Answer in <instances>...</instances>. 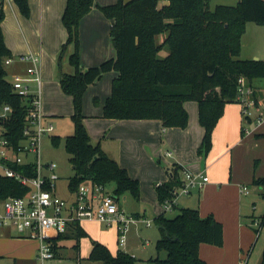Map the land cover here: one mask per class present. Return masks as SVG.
<instances>
[{
	"label": "trees",
	"instance_id": "obj_1",
	"mask_svg": "<svg viewBox=\"0 0 264 264\" xmlns=\"http://www.w3.org/2000/svg\"><path fill=\"white\" fill-rule=\"evenodd\" d=\"M14 1L24 15H30L29 0ZM94 7L112 20L111 36L116 53L99 65L85 69L81 65L79 28L82 18ZM5 17L2 7L0 106L7 103L13 108L3 123L6 137L17 147L23 138L27 102L14 92L7 79L9 72L5 65L13 54L5 40ZM249 21L264 24V0H239L236 5L218 4L214 9L210 8V0H166L162 6L160 0H117L106 5L96 0H67L63 23L68 36L59 54L58 78L64 92L72 95L75 102L74 132L66 141V150L71 154L76 171L70 178L69 189L76 191L81 183L89 180L105 185L114 182V193L119 198L130 192L140 199L139 180L110 157L100 143H92L84 120L82 104L88 86L110 71L119 74L112 80L104 117L159 119L165 127L185 128L189 122L185 103L194 100L205 130L198 152L208 155L226 104L238 102V78L244 75L253 84L257 79H264L263 59L239 58ZM160 36H163L161 40ZM71 45H74L72 52ZM163 50L168 53L160 57ZM66 61L74 67V73L64 71ZM59 139L58 135L52 137L54 143ZM25 168L16 166L21 171ZM183 169L182 165L175 164L169 169V182L157 186L160 202L172 197L174 190L182 186ZM28 174L35 175V171L30 170ZM253 183L264 189V177L254 178ZM29 190L15 178L0 176V199L25 195ZM262 195L264 197V192ZM259 217L258 232L264 226V214ZM154 221L160 230L156 244L158 255L150 259L154 264H210L201 256V245L224 244L223 223L213 214L202 216L199 207H182L175 217L163 211ZM74 231V234H59L54 239L56 257L61 256L64 247L60 241L72 236L77 238L75 247L80 252L79 240L87 231L79 223ZM162 251L166 252L165 258L160 257ZM89 258L103 264H135L137 260L123 250L113 253L100 241L93 242ZM260 264H264V250Z\"/></svg>",
	"mask_w": 264,
	"mask_h": 264
},
{
	"label": "rangeland",
	"instance_id": "obj_2",
	"mask_svg": "<svg viewBox=\"0 0 264 264\" xmlns=\"http://www.w3.org/2000/svg\"><path fill=\"white\" fill-rule=\"evenodd\" d=\"M106 3H113L117 0H102ZM239 0H210V8L214 9L218 4H230L235 5ZM166 2V0H160V6ZM15 4V3H13ZM30 5V0H29ZM37 5L33 7L35 8V15H33L31 19V33L35 39L38 41L42 40V43L45 46L49 45V41L53 39L54 34L59 35V26L52 27L51 32H45L41 34V27L43 26L41 23V19L39 17V12L36 9ZM31 9V5H30ZM5 12V21L4 23L12 29L18 28L17 18L9 7L4 9ZM49 12H47L48 16ZM45 17L44 22V30L49 29V22ZM28 17V16H27ZM21 22V20H20ZM249 30L246 31L245 42L249 44V47L257 51L261 58H264V24H260L257 22L249 21L248 22ZM24 31L26 32V27L23 26ZM62 29L64 32L67 31L62 24ZM247 30V28H246ZM245 32V33H246ZM50 34L52 36H50ZM111 35V29L110 34ZM91 30L89 28H83L80 25L79 28V38H80V54L81 49L83 47L89 48L88 44L91 43ZM112 37V36H111ZM163 36H160L159 40H161ZM83 46V47H82ZM73 48L72 45L70 49ZM61 49L53 58V70L52 73L49 71L48 73L44 72V89L42 94V102L44 110L46 113L50 115L53 123L56 126V129L52 133H47L43 140L42 147V161L43 162H54L56 164V173L60 176V179L57 181L58 185V194L65 198H72L73 195L69 191V181L71 177L75 176V168H73V164L71 163V154L66 150V141L68 136L72 135L74 132V122L72 120V115L75 112V102L72 95H69L64 92L57 78V68L59 61V54ZM241 50L242 56L245 53ZM168 51L163 50L160 53V57H165ZM14 56V55H13ZM88 60V59H87ZM85 61L81 58V65L83 66ZM86 65V64H85ZM97 65V64H96ZM44 66V65H43ZM6 69L9 74L7 79L9 81L12 80V69L14 67L13 64H6ZM88 66L85 67L87 69ZM44 68V67H43ZM64 71H74L73 66L67 61L64 62ZM45 71V70H44ZM51 73V74H50ZM116 71L106 72L101 79H99L94 84L88 86L84 96H83V104L82 111L83 114L94 116L97 113L104 112V105L107 100V97L111 94L112 90V79L115 78ZM186 109L189 113V122L185 128L174 126L169 127L172 129V132H175L178 137L179 146L173 147L169 145V143L164 145V151L160 156H155L153 159L148 157L146 154L144 158L138 157L136 160L130 161V157H127V154L122 153V160L125 164L130 165L131 171L134 173L135 177L139 179V187H140V199H136L130 192L125 193L120 196V206L128 213H138L140 214L141 219H150L153 223L151 226H147L142 221L139 223H132L129 231H128V239L125 246H121L119 242V230L117 223L107 224L106 222L101 221H84L82 226L86 229L87 235L82 237L79 240V246L81 248L80 252L75 247L77 243V238L72 236L70 238H66L60 241L61 245L64 247L61 249V256H58L53 263L54 264H103L100 260L90 259V248L94 241H100L106 244L113 253H118L119 250L126 251L128 253L133 254L137 260L135 264H154L151 261V258H155L158 255L156 244L158 239L160 238V230L158 225L155 223V216L164 211V207L162 202H160L158 197V184L163 182L161 180V175L159 174V169L157 166L164 168V170L168 168H173L175 164H177L176 158H171L166 156L165 149H171L175 156H178L180 153H183L187 159V161L194 162L201 168L208 167V174L214 181L221 182L223 181L221 178L226 177L227 181H229V176L231 175V169L233 170L234 166H239L242 170L247 173L251 178V180L247 181L245 178L243 182L247 183L250 188V194L242 195V201L244 200V213H247L244 216V220H242V231L234 228L228 222V226L224 230V244L222 246L211 245L214 248H220L216 253L212 252L210 254V258L212 264H260L263 250H264V226L260 232H258L259 226L253 222V217H259L264 214V197L262 193L264 189L261 186H258L253 183L254 178L264 177V156H259L257 154L258 149L264 150V143L254 144L251 143L246 146V149L243 154H237L234 157L232 149L234 148L233 143L235 142L233 136V128L237 125V120L240 121L241 126L247 125V120L243 116L242 107L239 102H229L225 106V112L223 116L220 118L218 125L214 130V145L208 155L199 154L198 148L196 146H191L187 142H190L193 139V142L196 140L199 141L200 137L204 135V127L199 121V112H198V104L194 100H189L186 102ZM3 108L0 107V115L2 114ZM85 124L86 116H85ZM94 119H89V123ZM93 128L89 133L94 144L98 143V141H102V144L106 145L111 153L115 155H121V146L119 141H115L112 138L113 128L108 130L106 126H103L102 123H92ZM167 128V127H166ZM54 135L60 136L59 142L54 143L52 137ZM263 136V135H258ZM162 139L165 141L167 139V135L162 136ZM202 139V138H201ZM203 140V139H202ZM216 142V143H215ZM202 143V142H200ZM201 145V144H200ZM200 145L198 147H200ZM218 145L216 148L215 146ZM223 145V146H222ZM222 146V147H221ZM173 147V148H171ZM154 150V149H153ZM148 151H146L147 153ZM234 157V159H233ZM258 162V163H257ZM189 164V163H188ZM130 174V170L128 171ZM166 173V172H165ZM158 175V176H157ZM169 173H166L168 177ZM107 188L114 192L116 188V184L114 182L108 183ZM204 189V188H203ZM202 189V190H203ZM200 191H194V195L192 199H189L190 196L181 194L177 199V206L168 211L167 214L169 217H175L181 212V208L185 206H192L189 201H193V206L200 207V203L202 205L210 208V204L205 199H201L200 202L198 196L200 195ZM236 199L238 201L240 199V194L236 192ZM205 195L203 194V197ZM231 198L235 200L234 195L232 197L227 198L226 202H229V206L233 207L234 212L237 209L236 204H231ZM205 200V201H204ZM236 201V203H238ZM197 203V204H194ZM218 203V201H215ZM225 205V206H228ZM0 212H3V205L0 204ZM253 216V217H250ZM3 229V228H2ZM14 234L19 236L16 233V230L12 227ZM6 229L1 230L0 232ZM74 226L71 227L68 233L74 234ZM2 234V233H0ZM227 235V237L225 236ZM21 237V236H19ZM227 238V244L225 245V239ZM239 240V243H238ZM244 243V252L240 249L242 245L240 242ZM30 245L28 243L22 244H10L5 243L3 245L4 251L7 253L5 258H1V264H11L10 262L14 261V257L16 253H21L22 250H26ZM79 252V253H78ZM237 252H243V261L240 263V258L237 259ZM213 253V254H212ZM161 258L166 257V252L160 253ZM37 261V260H36ZM35 264H38V261Z\"/></svg>",
	"mask_w": 264,
	"mask_h": 264
},
{
	"label": "built area",
	"instance_id": "obj_3",
	"mask_svg": "<svg viewBox=\"0 0 264 264\" xmlns=\"http://www.w3.org/2000/svg\"><path fill=\"white\" fill-rule=\"evenodd\" d=\"M12 1L0 0V8ZM13 60L14 57H11L6 63L10 64ZM20 60L29 65L24 72L12 74L10 82L14 92L27 102L26 122L23 138L16 147L6 137L3 123L13 108L7 103L0 106L3 108L0 115V176L15 178L30 190L25 195H10L0 199V204L3 205L0 226L13 227L19 236L37 241L38 264H54L53 261L57 258L54 239L84 221L117 223L119 242L121 246H125L132 223L142 221L151 226L153 222L128 214L120 206V198L105 184L89 180L81 183L76 191L69 189L72 198L58 194L57 181L60 176L56 173L57 166L54 162L42 161L44 137L48 132H54L56 126L47 119L43 109L41 57L29 52ZM256 93L255 84L241 75L238 78L237 101L241 104L247 122L264 121V99ZM166 156L173 157V152L168 150ZM16 166H25L26 172L16 169ZM30 170L35 171V175L28 174ZM209 181V175L203 171L183 169V184L178 190H174L172 197L162 202L164 211H171L177 206L178 196L200 191ZM241 192L249 194V186H242ZM253 222L260 227L261 218L253 217Z\"/></svg>",
	"mask_w": 264,
	"mask_h": 264
},
{
	"label": "crops",
	"instance_id": "obj_4",
	"mask_svg": "<svg viewBox=\"0 0 264 264\" xmlns=\"http://www.w3.org/2000/svg\"><path fill=\"white\" fill-rule=\"evenodd\" d=\"M96 1L100 5L110 4L102 0H96ZM66 2L67 0H30L31 12L28 17L21 12L19 6L15 3L14 0L4 5V9L7 7L12 9L18 21V28H15V29L9 28L4 23L5 20L3 21L5 40H6V43L9 49L12 51V54L14 55L13 56L14 60L10 63V64L14 63V67L11 71L12 74L16 72H24L27 69V66L29 65V63L20 60V58L23 55L29 52L38 54L41 57V72H42L43 89H44V82H45L44 72L48 73L49 71H51L52 73V70L54 68L53 58L58 53V51L62 48L64 42L67 40L68 33L66 34V32H64V30L62 29V24L64 25L63 13L66 7ZM35 5H37L36 9L39 12V17L42 22L41 24L43 25L41 27V34H44L46 31L51 32L52 27H55L57 25L59 26V30H60L59 35L55 34V32H52L54 34V37L53 39L49 41V45L45 47L42 43V40L38 41V39H35L32 36L31 30H30L32 27V25L30 24L31 19L33 15H35V8L33 9ZM47 12H49L48 16H47ZM46 16H47L50 28L44 30V22H45ZM80 25H82L83 28H89V30H91V36H90L91 43L88 44V46H91V47L85 48L82 46L83 49H81V58L83 59V61H85V64H86V65L83 64L84 68L86 66L91 67V66H96V64L99 65L102 61L109 59L115 55L116 50H115L114 42H113L111 35H109L111 25H112V20L106 17V15L98 7H94L88 14H86L82 18ZM23 26L27 28L26 32L24 31ZM246 28H247L246 31H248L249 30L248 23H247ZM246 34L247 32L242 37V51H244L242 53H245V55L243 54L242 56H239V58L257 59V60L263 59L264 60V58L260 57L257 51L252 50L249 47V44L245 42ZM50 36L52 35L50 34ZM72 47L73 48L70 49L71 52L74 49V45H72ZM67 72L74 73V71H67ZM118 74L119 73L117 72L115 77L118 76ZM57 78H58V68H57ZM254 84L257 88L258 96L264 99V79H257L254 81ZM185 106H186V103H185ZM44 113L46 114L47 119L53 122L50 115L46 113V110H44ZM85 116H86V123H87L86 126L90 130H92L93 128L92 123H95V122L102 123L103 126H106V128H108V130H111L113 128L112 138L115 141L120 142L121 155H115L111 153L108 147L105 144L104 145L102 144L101 140L98 141V143L101 144L104 151L110 157L117 160L118 163L122 167H125L128 171L130 170V175L134 178H137V177H135L134 173L131 171L130 165L125 164L123 162L122 153L124 155L127 154V157H130L131 162L132 160H136L138 157L144 158L146 154L151 159H153L155 156H160L159 160H161V154L164 151V145L169 143V145L176 148L179 146L178 139L181 138L182 136L181 135L178 137V135L175 132H172L173 131L172 129H170L169 127L166 128L163 122L159 119H145V118L143 119H123V120L110 119V118L104 117V112H101V111L94 116L87 115V114H85ZM89 119H94V120H92L91 123H89ZM247 123H248L247 125L243 124V126H241L240 121L237 120V125H235V127L232 129L234 132L233 136L235 140V142L233 143L234 148L232 149L234 157L237 154H243L246 149V146L251 143H254V144L264 143V121L260 123H257V122H247ZM204 133H205V130H204ZM164 135H167L168 140L165 141L164 139H162V136ZM258 135H263V136H258ZM203 137L204 135L200 137L201 141H199V136H198V141L196 140V145H195V141L193 142V139H192L190 142L186 143V146L188 144H191V146H196L199 149L198 146L201 144L200 142H202ZM215 147L217 148L218 145H216ZM168 150L172 151L171 149H165V153H164L165 155ZM146 151L148 152L146 153ZM256 152L257 154H259V156H264L263 149H258ZM171 158H176L177 164L182 165L184 169L186 168V169H190L193 171H199L198 169H200L198 165L193 164L194 162L187 161L183 153H180L178 156H175L173 152V157ZM157 169H159L158 175H161V180H163V182L161 183L164 184V183L169 182L170 175L167 177L166 173H169V169L171 170L172 167L164 170V168L157 166ZM200 171H203L206 174H208L207 173L208 167L201 168ZM182 175H183V172L181 173V177ZM242 178H245V180L250 181L252 177H250L247 173H245L242 170V168H240L239 166H234L233 170L231 169V175L229 176V181H227L226 177L224 178L222 177L221 179L223 181L221 182L214 181L210 177V181L207 183V185L205 186L203 190H200L199 192L200 195L198 196L200 202L203 199H205L206 203L208 202L210 204V208H207V206L202 205L200 203L201 206L199 208H200L202 216L206 217L209 214H213L218 220H220L223 223L224 230L228 226V222H231L230 224L232 226L234 225L235 229H237L238 231L239 229H241L242 231L243 230L242 220H244V216L247 215V213H244L243 207L245 204H244V200L242 201V195H248V194L241 192L242 186L248 185L247 183L243 182ZM236 192L240 194L239 201H238V198L236 199V195H237ZM193 193L191 195H188L190 196L189 199L193 198L192 197L194 195ZM203 194L205 195L204 197H203ZM232 195H234L235 200L231 198V202H234L231 204L237 205V209L235 210V212H234L233 207H230L228 205L229 202H226V199L232 197ZM215 201H218V203H215ZM236 201H238V203H236ZM189 202L190 203L188 204H192V206L189 205L190 207H196V206H193V201H189ZM194 204H197V203H194ZM225 205H228V206H225ZM185 207H188V206H185ZM161 212H159L158 214H160ZM133 214L136 215L138 213H133ZM250 217H253V216H250ZM0 227H1V230L6 229L0 232L2 233L0 234V256H2V258H5V255L7 254L4 251V247H3V245L6 242L10 244H17V243L22 244V243L27 242L28 245H30L29 248H27L26 250H22L21 253H16V256L14 257V261L10 263L11 264H35L38 242L35 240L24 238V237L16 236L14 234L13 229H11V227H4V226H0ZM225 236L227 237V235ZM238 243H239V240H238ZM226 244H227V238L225 239V245ZM211 245L213 244L203 243L200 247L201 256L204 259H206L210 264H212V261L210 258L212 249H213V253L215 252L217 253L220 249V248H214ZM240 245H242L240 249L243 251L244 250L243 241L240 242ZM91 248H92V245H91ZM91 248H90V251H91ZM243 252L239 253V255L237 252L236 262L239 257L240 263H242Z\"/></svg>",
	"mask_w": 264,
	"mask_h": 264
},
{
	"label": "water",
	"instance_id": "obj_5",
	"mask_svg": "<svg viewBox=\"0 0 264 264\" xmlns=\"http://www.w3.org/2000/svg\"><path fill=\"white\" fill-rule=\"evenodd\" d=\"M257 60V59H256ZM73 168H75V165H73Z\"/></svg>",
	"mask_w": 264,
	"mask_h": 264
}]
</instances>
